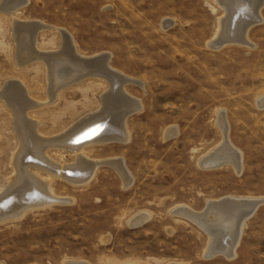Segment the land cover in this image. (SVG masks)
Returning <instances> with one entry per match:
<instances>
[{
  "label": "rangeland",
  "instance_id": "374dc122",
  "mask_svg": "<svg viewBox=\"0 0 264 264\" xmlns=\"http://www.w3.org/2000/svg\"><path fill=\"white\" fill-rule=\"evenodd\" d=\"M223 15L217 0H28L12 14L0 10V194L19 169L49 181L55 198L0 222V264H264V5L244 40L212 48ZM15 19L49 26L36 35L37 54L60 50L64 30L78 55H109L108 67L131 79L123 90L138 108L122 122L121 141H90L102 120L75 129L101 109L109 81H66L51 99L46 63L19 61L33 47L26 37L16 40ZM11 81L38 104L20 117L2 93ZM220 110L240 168L201 164L224 143ZM27 121L40 136L66 135L74 147L38 153ZM77 153L97 162L84 182L65 176L80 174ZM229 196L259 204L234 249L235 215L205 221L209 204ZM179 206L204 217L180 215Z\"/></svg>",
  "mask_w": 264,
  "mask_h": 264
},
{
  "label": "bare ground",
  "instance_id": "6f19581e",
  "mask_svg": "<svg viewBox=\"0 0 264 264\" xmlns=\"http://www.w3.org/2000/svg\"><path fill=\"white\" fill-rule=\"evenodd\" d=\"M217 2L224 9V15L220 21L219 33L217 34L216 37H214L209 42V45L212 48L213 47H215V48L219 47V46L226 44V43H235L237 41L244 40L246 38L248 29L252 25L261 21L260 10L264 5V0H217ZM27 3H28V0H1L0 10L5 11L8 14H12L15 12V10L19 9L23 5H26ZM14 23H15L14 36H15L16 40L21 42L23 39L21 41H20V39L23 37H26L27 41L30 40V43L32 44V47H33L32 48L33 51H31V54L30 53L27 55H25V53L19 54L18 55L19 61L21 63V62H26L30 59L32 60V59H36V58H41L46 63V65L48 67V72H49L48 77H49V80L51 81L50 83L52 84V89L50 87L51 91L49 92L52 95L51 99L54 97V95L56 93V89L58 87L63 86V84H65L66 81L76 82V81L82 80L85 77L90 76V75H94L97 77L101 76V77H104V79L106 78L107 81H109L110 89L102 97L103 106L101 107V109L98 110V112L94 115H91L88 117L86 116L85 119H83L79 124L76 125L75 129H79L86 122H90V121L93 122V120L94 121L95 120H100V121L102 120L103 122H102L100 127H98L100 123L98 124V126L96 125L98 130L103 125L106 124V126H103V131H101L100 133H99V131L94 130L93 135H95V136H92L90 141H93V142L94 141H100L101 142V141H106L109 139H120V141H121L123 138V134H124V127H123L124 124L122 122L124 121L125 117L128 114L132 113L134 110H136L138 108V104L136 105L137 102H136L135 98L127 95L124 92L125 90H123L124 89L123 87H124L125 83L127 82V80L131 81V79H127L126 75H125L126 77H123L124 76L123 73H122V75H123L122 76L121 73H118V72L112 70L111 66H110L111 69L108 67V63H109L108 61L110 58L109 55L100 54V55H96L93 57H86V56L81 57L80 53H79L80 55H78V52H77L75 45H74V40L72 39L71 36H69V34H64V30H62L64 38H63L62 48L60 50L47 51V52H43L44 51L43 50L42 51L43 53L40 50L39 54H37L38 52H36L34 49V48H36L35 47L36 35L38 32H40L39 30H41L44 27L47 28L49 26H47L46 24L39 22V21H21L18 19H15ZM30 43H28L27 46ZM239 44H242V43H239ZM19 50H20V48H19ZM25 50H27V49L25 48ZM40 53H42V54H40ZM61 66H63V67H61ZM60 67L62 69L66 68L64 70L65 72L62 73V75L64 74L63 76H65V78L60 80L59 82H57L56 79H57V76H59V74L57 75V73L61 69ZM113 69H115V68H113ZM18 83L19 82L15 83L14 81L9 82L5 86L4 92H2V93L5 94L6 101L8 104V108H10L13 111V113L15 112V114H17L20 117L21 115L24 114L22 112L24 110V108H27L26 110H28V108H34L38 104L31 101V100H28L29 98H27L25 100L24 96H26V95H24L23 96L24 98L22 99L21 94H19L20 92L22 93V91L20 88V84H18ZM23 90H24V87H23ZM18 100H20V101L22 100V101L20 103H18ZM259 103H260V105H264V96L260 99ZM139 107H140V105H139ZM15 117H16V115H15ZM218 119H219L218 120L219 125L223 128V133H224V138H225L224 143L221 146H219L214 152H212L209 155L201 158V164L203 166H206V167H214V166H221L225 163H230L233 166H235L236 168H240L241 164H242V154L239 151V149H237L234 146V144L232 142H230V140H228V124H227L226 120H224L223 110L219 111V118ZM27 122H29V121H27ZM30 122H31V119H30ZM30 122L28 123L30 140L32 141L33 146L37 149V152L40 151V153H41V150L48 148V147H52V146L64 147V145H65V146H68L70 148L74 147L73 145H71L73 143L70 144L69 140H68L69 143H67V141L64 143V140H67V139H63V137H65L66 135H64L63 137H52V138H45L43 136H40L39 135L40 133L37 132L38 128H36L37 123L36 122L30 123ZM18 125H21V127L23 126L22 123H19ZM19 128H20V126H19ZM173 133H175V132H173ZM73 135H74V132H73ZM67 137H69V136H67ZM81 143H82V141H81ZM68 144H70V145H68ZM77 144H78V142H77ZM28 147H30V146H28ZM21 148H24V147L22 146ZM82 148H83V145H80L77 148V150L82 149ZM29 149H31V148H29ZM36 149H35V151H36ZM26 153H27V151H26ZM30 153H29V155H30ZM38 153H37V155H38ZM23 154H24V152H23ZM78 155L79 156H78L77 161L79 163L78 167H79L80 174H78L76 176L77 177L80 176L81 179L80 178L76 179L75 174H73V177L71 176V174H69V175L66 174L65 176L68 179L70 178L71 180H75V181H78V180L83 181V180H87V179L89 180V178L92 176V173L94 172V168L96 167L97 162H93V160L89 159L88 157H86L82 153H79ZM40 156H43V155L41 154ZM43 158H48V157H43ZM23 159H24V156H23ZM25 159H27V158H25ZM19 160H20V158H19ZM117 160H119V159H117ZM110 162L114 166L119 167L121 172L123 173V175L128 178V173L126 172V168L124 167L123 164L117 165L116 163H118V162L115 163V161L112 162V160ZM29 163H30V161H29ZM33 163H35V162H33ZM42 163H43V161H42ZM52 163H54V162H52ZM26 165H27V163H26ZM57 165H59V164H57ZM41 166H43V165L41 164ZM49 166H50V164H49ZM37 167H39V166H37ZM48 167L46 166V168H48ZM20 168H22V165ZM25 169H26V166H25ZM38 169H40V168H38ZM50 170H51V168H50ZM52 170H53V168H52ZM17 171H19V173H18L16 179L14 180V182L13 183L11 182V184H9L6 187V189L3 191V193L0 194V222L6 221L7 219L15 218L17 216H20L30 208H33L35 206L39 207L40 205H44V204H47L49 202H53L55 199L51 193L52 189H51V183L49 181H46V182L42 181V179H40L38 177V175L33 174V172L32 173L28 172L29 170H27V172H26L24 170L20 171L18 169ZM59 171L60 170H58V172ZM50 173H52V172L50 171ZM59 174H61V172ZM50 175L52 176V174H50ZM49 178H51V177H49ZM128 180H129V178H128ZM130 181H131V179H130ZM16 186H17V188H16L15 192H12L14 189L13 187H16ZM63 201H64V199H63ZM258 205L259 204L255 200H242V199H238V198L229 196L223 200L214 201V202L209 204V207L206 211V213H208V215L206 216L207 218L205 219V221L207 222V219H208V220H211L214 222L216 219H218V217L224 218V217L228 216L229 218L230 217L232 218V216L234 217V215H235L237 218V227H236V230L234 233V238H233V243H232L233 245L231 247V249H234L236 247V245L238 244L239 239L241 238L240 236H241L242 228L244 226L246 218L249 217L254 212L256 207H258ZM174 212H176L180 215L186 216L192 220H196V222L198 221L199 217H202V218L204 217V215L201 216V214L199 212H196V211L192 210L191 208H188V206L187 207L179 206V207L174 209ZM230 224H232V223H230ZM209 225H210V223H209ZM215 225L217 226V224H215ZM235 225H236V223H235ZM232 226H234V225H232ZM208 229H210V228H208ZM232 231H234V230H232ZM230 233H231V231H230ZM220 234H221V230H220ZM213 235H216V234H213ZM223 236H224V234H223ZM226 238H228V236H226ZM223 239H224V237H223ZM210 242H211V240H210ZM221 246H224V245L221 244ZM209 251H211V253L215 252L214 249H210ZM221 253H223V252H221Z\"/></svg>",
  "mask_w": 264,
  "mask_h": 264
},
{
  "label": "water",
  "instance_id": "95a60500",
  "mask_svg": "<svg viewBox=\"0 0 264 264\" xmlns=\"http://www.w3.org/2000/svg\"><path fill=\"white\" fill-rule=\"evenodd\" d=\"M90 128V127H89ZM86 130H88V129H85L81 134H84L85 132H86ZM86 140V139H85Z\"/></svg>",
  "mask_w": 264,
  "mask_h": 264
}]
</instances>
